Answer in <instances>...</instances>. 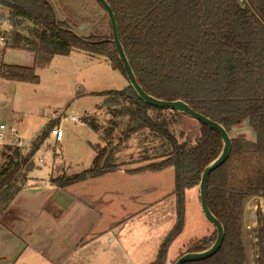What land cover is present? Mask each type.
<instances>
[{
  "label": "trees",
  "instance_id": "trees-1",
  "mask_svg": "<svg viewBox=\"0 0 264 264\" xmlns=\"http://www.w3.org/2000/svg\"><path fill=\"white\" fill-rule=\"evenodd\" d=\"M93 1L102 9L97 0ZM242 1L243 7L238 0H106L116 16L122 46L142 89L159 100L185 102L222 125L232 138L229 159L207 182L208 207L224 227L223 245L212 258L187 264H247L243 222L244 231L251 225L246 222V206L251 198L261 193L264 196V0ZM0 8L6 9L13 20L29 22V35L18 31L10 47L29 52L34 58L31 68L0 65L1 79L39 85L36 71L48 68L56 56H68L73 50L107 58L113 70L126 78L106 13L103 20L109 26L107 33L100 22L91 27L88 37L74 30L98 17L83 0H0ZM98 95L114 99L122 107L118 117H127L135 124L125 140L147 132L167 145L166 159L150 167L154 171L167 167L175 170L178 224L153 263L167 264L169 248L183 230L185 194L198 188L205 168L219 157L221 137L200 122V137L194 141L184 131L176 136L173 128L186 116L146 104L131 86ZM87 121L98 131L95 122ZM245 123L255 134V141L232 137L233 130ZM113 133L114 128L107 132L111 141ZM44 139L42 136L41 141ZM115 147L98 150L91 170L52 183L65 188L108 173L115 168L107 164ZM21 165L18 156L7 157L0 166V192L13 185ZM258 221L263 222L261 214ZM216 237L214 230L183 254L209 249ZM253 259L254 264H264L261 226Z\"/></svg>",
  "mask_w": 264,
  "mask_h": 264
},
{
  "label": "rangeland",
  "instance_id": "rangeland-1",
  "mask_svg": "<svg viewBox=\"0 0 264 264\" xmlns=\"http://www.w3.org/2000/svg\"><path fill=\"white\" fill-rule=\"evenodd\" d=\"M83 2L91 6L98 17L95 22L87 23L91 24L87 30L74 29L77 34L90 36L91 27L97 22L103 24L107 33L109 26L103 20L105 11L93 0ZM28 27L27 20H13L8 11L0 8V38L5 37V42L0 39V65L33 67L31 53L11 48L4 52L5 44H11L18 31L29 35ZM38 76L39 85L0 79V125L6 127L0 133L7 143L20 138V150L26 156L40 146L31 157L32 172L38 179L45 180L50 178L49 172L76 175L91 170L98 150L106 147L109 150L111 146H116L107 163L115 168L100 178H89L76 188L80 189L76 193L82 199L97 208L91 217L90 233H107L96 245V242L89 245V251L102 253L108 247L107 237H117L120 245H114L113 250L131 253L128 254L136 264L154 263L160 247L178 224L175 170L173 167L161 171L150 169L166 159V143L147 132L131 135L125 140L129 128L135 124L129 123L127 117H118L122 107L115 104L114 99L98 95L128 88L127 79L119 71L113 70L107 58L79 50H73L68 56H56L48 68L38 71ZM72 117L77 120L73 121ZM87 120L95 122L98 131ZM179 122L180 125L173 128L176 136L184 131L193 141L200 137L197 120L186 116ZM59 124L64 140L56 144L50 131ZM11 128L17 130V135L10 134ZM111 128H114L112 141L107 137ZM41 134L45 139L49 135L51 137L42 142ZM231 135L255 141V134L247 123L233 130ZM120 141L122 145L119 147ZM31 146L34 149L31 150ZM16 148L0 146V166L5 164L2 153L19 157ZM29 149L31 151L28 152ZM56 149L61 151L60 155L56 154ZM249 201L250 218L247 224L251 226L244 231L243 222L242 240L247 264H254L253 255L258 250L257 221L259 214L264 215V200L257 197ZM212 227L201 211L198 188L188 190L185 194L183 230L169 248L167 264H174L192 243L209 236L208 231Z\"/></svg>",
  "mask_w": 264,
  "mask_h": 264
},
{
  "label": "crops",
  "instance_id": "crops-1",
  "mask_svg": "<svg viewBox=\"0 0 264 264\" xmlns=\"http://www.w3.org/2000/svg\"><path fill=\"white\" fill-rule=\"evenodd\" d=\"M10 48V44H5L4 52ZM50 135L42 142L49 139ZM41 136L42 134L39 137ZM62 142L55 140L56 144ZM20 148L22 149V146ZM20 148L15 151L19 152L22 170L13 185L0 192V264H136L129 256L131 253L112 249L120 242L117 237H107L105 243L108 247H105L102 253L89 251V245L95 242L96 245L107 233H90L91 217L97 208L76 193L80 190L76 188L86 180L65 188L52 183L53 180L72 178L83 172L76 175L66 172H55V175L54 172H49L48 180L38 179L32 172L31 160L24 162L30 154L26 156ZM39 148L30 149L35 151ZM56 154L60 155L61 151L56 149ZM9 155L2 153L4 163ZM214 230L212 227L208 233L211 235ZM186 251L185 249L184 252Z\"/></svg>",
  "mask_w": 264,
  "mask_h": 264
},
{
  "label": "water",
  "instance_id": "water-1",
  "mask_svg": "<svg viewBox=\"0 0 264 264\" xmlns=\"http://www.w3.org/2000/svg\"><path fill=\"white\" fill-rule=\"evenodd\" d=\"M99 5L102 7V9L105 11L109 18V22L112 29V42L115 47V50L118 54L119 60L123 64V68L126 74V79L129 83V85L133 88L134 92L137 94V96L146 104H149L151 106L161 108V109H169L173 110L177 113L183 114L187 117L193 118L200 122L201 124L209 127L210 129L218 132V134L221 137L222 140V151L219 155V157L211 162L204 170L201 176V181L198 186L199 190V200H200V207L203 215L207 219L209 223L214 227L215 231L217 232L216 241L214 244L207 250L202 252H192V253H186L182 255L174 264H187V263H196L208 260L212 258L214 255H216L219 250L221 249L224 239H225V231L223 225L218 221V219L212 214L208 207L207 203V182L209 179V176L222 167L226 161L229 159L231 150H232V138L230 134L226 131V129L210 120L209 118L205 117L202 114H199L198 112L194 111L188 104H186L183 101H174V102H168L164 100L156 99L150 95H148L142 87L138 84L136 77L134 75V72L132 70V67L130 65V62L126 56L124 47L122 46L120 35H119V29H118V23L116 16L111 8V6L106 2V0H97ZM238 3L241 7L244 6V2L242 0H238ZM91 24H85L81 27H79L80 31H85L87 28H89Z\"/></svg>",
  "mask_w": 264,
  "mask_h": 264
},
{
  "label": "built area",
  "instance_id": "built-area-1",
  "mask_svg": "<svg viewBox=\"0 0 264 264\" xmlns=\"http://www.w3.org/2000/svg\"><path fill=\"white\" fill-rule=\"evenodd\" d=\"M0 39H1L2 42H4V40H5L4 37H1ZM65 120H67V119H65ZM72 120L73 121H76L77 119L75 117H72ZM4 130H6V127L3 126V125L0 126V131H4ZM9 132H10V134L12 136L17 135V133H18L16 131V129H14V128H11L9 130ZM50 133L55 138V140L57 142H62L63 141L64 133H63V130L61 129V127H55V128H53L50 131ZM6 140L7 139L5 138V136L2 133H0V146H5V145H9L10 146L11 145V146H15L17 148H20L22 146V141H21L20 138L14 139V141H12L11 143H7Z\"/></svg>",
  "mask_w": 264,
  "mask_h": 264
},
{
  "label": "flooded vegetation",
  "instance_id": "flooded-vegetation-1",
  "mask_svg": "<svg viewBox=\"0 0 264 264\" xmlns=\"http://www.w3.org/2000/svg\"><path fill=\"white\" fill-rule=\"evenodd\" d=\"M253 198H257V197H253ZM258 198L264 200V196L262 195V193H261V196H258ZM251 201H252V200H251ZM251 201H249V202L247 203V206H246V214H247V210H248V205L250 204ZM262 217H263V222L259 223V221H257V222H258L257 224H258V227L261 226V227H263V230H264V215H263V214H262ZM258 220H259V218H258ZM258 231H259V230H258Z\"/></svg>",
  "mask_w": 264,
  "mask_h": 264
},
{
  "label": "bare ground",
  "instance_id": "bare-ground-1",
  "mask_svg": "<svg viewBox=\"0 0 264 264\" xmlns=\"http://www.w3.org/2000/svg\"><path fill=\"white\" fill-rule=\"evenodd\" d=\"M248 217L250 218V216H249V212H248V210H247V214H246V222H247Z\"/></svg>",
  "mask_w": 264,
  "mask_h": 264
}]
</instances>
